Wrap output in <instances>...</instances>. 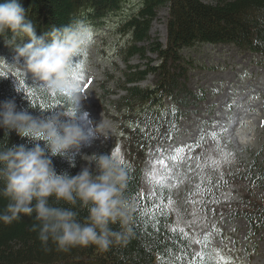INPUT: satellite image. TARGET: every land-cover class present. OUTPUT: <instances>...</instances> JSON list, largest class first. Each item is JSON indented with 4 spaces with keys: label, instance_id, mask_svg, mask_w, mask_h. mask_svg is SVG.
I'll list each match as a JSON object with an SVG mask.
<instances>
[{
    "label": "trees",
    "instance_id": "16d2710c",
    "mask_svg": "<svg viewBox=\"0 0 264 264\" xmlns=\"http://www.w3.org/2000/svg\"><path fill=\"white\" fill-rule=\"evenodd\" d=\"M126 1L19 0L28 18L37 26V36L49 32L54 26H66L73 19L89 18L100 23L109 14L123 9ZM163 7L169 8L170 15L166 44L151 36L152 25ZM125 28L131 42L121 56L127 66L123 72L124 82L117 86L126 95L116 102L119 108L115 109L126 116V145L130 153L135 151L136 158L144 157L147 152L162 154L156 149L165 151L164 147L179 137L180 127L190 108L205 101L204 94L194 93L189 87L188 75L194 68V62L185 51L198 45L230 44L264 58V0H215L210 4L202 0H142L139 11L127 21ZM7 36L11 39V33ZM0 39L5 40L2 36ZM134 58L147 61V64L133 66ZM150 76H154V84L142 88L140 85ZM9 99L15 100L17 110H26L36 117L46 118L63 112L64 107L69 106L68 97L63 94L53 95L22 77L0 75V102ZM137 104L141 105L139 111L135 109ZM222 141L220 136L215 142L205 138L198 150L202 153L198 161L208 165L209 151H220ZM36 143L43 147L45 142L22 138L15 131L6 135L0 128V145L25 144L32 147ZM51 159L58 174L76 175L80 171L75 154L72 160L75 167L67 157ZM121 164L128 176L125 195L135 205L130 224L133 235L126 245H114L106 251L94 245L57 250L51 241L47 245L42 244L38 232L31 230L37 223L34 214L33 217L21 214L22 219L11 224L0 222V264H162L161 258L163 264H191L198 252L204 253L202 264H215L209 242H206L207 247L206 244H194L192 241L196 238L187 230L184 233L170 231L176 220L170 205L153 214L148 203V193L152 188L143 164ZM227 173L229 176L225 179L216 173L208 182L202 181L198 190V213L202 219L198 222L209 223V228L218 230L217 223L223 217L241 218L247 222L250 231L264 235V167L256 166L255 161L247 164L237 157L236 164ZM242 185H246L243 188L246 193L235 204L230 197L239 195L234 189ZM156 192L157 197L151 202L163 200L167 204V193L158 188ZM222 198L228 201L224 202ZM7 203V199L0 197V211ZM57 206L71 207L63 202ZM76 210L83 222L87 210L79 206ZM112 227L119 230V225ZM204 228L199 226V230ZM178 256L182 258L178 260ZM196 264H201L198 258Z\"/></svg>",
    "mask_w": 264,
    "mask_h": 264
},
{
    "label": "rangeland",
    "instance_id": "374dc122",
    "mask_svg": "<svg viewBox=\"0 0 264 264\" xmlns=\"http://www.w3.org/2000/svg\"><path fill=\"white\" fill-rule=\"evenodd\" d=\"M202 1L210 4L215 0ZM141 6L142 0H128L123 9L109 14L100 23L84 19L93 29V43L85 53L84 68L79 73L83 77L81 84L87 96L77 112V122L85 130L88 127L95 128L101 122L102 127L101 135L94 138L90 145L82 146L80 153L75 154L79 169L87 165L82 155L109 154L119 148L123 162L143 164L148 180L153 172L151 162L165 159L168 170L159 174L166 178L163 186L157 188L171 198L170 208L177 218L174 225L187 230L201 241L200 244L209 242L215 264H264V235L250 231L245 220L223 217L217 223L218 230L209 228V223L198 222V219H202L201 213H198V190L203 180L208 182L216 173H220L222 179L227 178V172L236 164L237 157L247 164L255 161L256 166L264 167V58L230 44L198 45L185 51L186 56L194 62V68L190 69L188 75L189 87L194 93L204 94L205 101L190 108V113L180 127L179 137L166 146L162 154L147 152L144 157L136 158L135 151L130 153L126 145V116L115 108H119L116 103L119 98L126 95L119 90L124 82L123 72L127 69L121 56L131 42L125 26ZM169 17V8H161L151 29L152 38L159 39L163 44L167 43ZM27 42L26 39L17 40L21 46ZM14 56V50L0 39V57L12 63ZM79 59L75 57L74 63ZM144 64L147 61L140 58H134L131 62L133 66ZM0 75L17 77L16 73L8 74V70L2 66ZM26 79L34 82L31 74ZM35 84L41 87L39 83ZM153 84L154 76H150L140 86L148 88ZM140 108V104L135 105L138 111ZM238 128L247 131L245 143H241L235 135ZM202 130L223 138L220 151H209L208 165L198 161V156L202 154L198 152V145L202 143ZM181 147L191 159L182 162L167 159ZM245 187L242 185L234 189L241 196L230 197L235 204L246 193L243 190ZM222 201L227 202L228 199L222 198ZM199 226L206 228L199 230ZM215 250H219V255Z\"/></svg>",
    "mask_w": 264,
    "mask_h": 264
},
{
    "label": "clouds",
    "instance_id": "9594fccd",
    "mask_svg": "<svg viewBox=\"0 0 264 264\" xmlns=\"http://www.w3.org/2000/svg\"><path fill=\"white\" fill-rule=\"evenodd\" d=\"M36 27L19 0L0 2V36L15 52L12 63L0 57V66L24 79L31 74L47 92L67 96L69 106L45 118L17 110L14 99L0 102V128L6 135L15 131L22 138L45 142L43 147L39 143L0 145V197L8 201L0 211V222L11 224L22 219L21 214H34L37 223L31 230L38 232L42 244L51 241L61 251L89 245L106 251L126 245L133 235L130 224L135 205L125 195L128 176L120 158L112 152L82 155L87 165L76 175L58 174L51 159L67 157L75 167L74 154L101 135L102 122L85 130L76 116L87 96L77 77L93 43V29L83 19L54 26L40 36ZM24 39L28 42L22 46L17 43ZM75 57L80 59L74 63ZM235 135L241 143L248 139L244 128H238ZM60 202L71 207L57 206ZM77 206L87 210L83 222ZM113 225H119V230Z\"/></svg>",
    "mask_w": 264,
    "mask_h": 264
},
{
    "label": "snow or ice",
    "instance_id": "6c2138e0",
    "mask_svg": "<svg viewBox=\"0 0 264 264\" xmlns=\"http://www.w3.org/2000/svg\"><path fill=\"white\" fill-rule=\"evenodd\" d=\"M78 79H83L82 75L78 74ZM54 95V94H53ZM230 107V106H229ZM225 131H227V129H225ZM205 138L212 140L213 142L217 141V134L216 133H209V132H205L204 130H202V136H201V141H205ZM189 149H191V146H188ZM157 152H162L161 149L157 148L156 149ZM114 156L119 157L121 163H123V159L120 157V149L117 148L116 151L113 153ZM167 159H170L174 162H182L188 159H191V157H187L185 155V149L184 147L178 148L176 150L175 155L169 156ZM152 163V167H153V172L152 174L148 177V181L149 183L152 185V190L148 193V203L149 206L153 209V214L155 213L156 210H160L161 212L166 209L168 207V205H170L172 203L171 198H168V203L164 204L163 200L160 201V203H152V199L157 197V192H156V188L157 187H162L163 186V181L166 177L161 176L159 173L163 170H168V165L166 163L165 159H158L155 162H151ZM213 163H215V161H213ZM170 171V170H169ZM222 176V174H221ZM213 229H215V225H212ZM170 231L172 232H181L184 233V229L180 228L177 229L175 226L170 227ZM192 243L194 244H200L201 241L199 239H194L192 241ZM205 247H207V244L205 245ZM216 254L219 255V250H215ZM182 257H177V259H181ZM197 258L201 261V264L204 260V253L203 252H198L195 254V256L192 258L191 264H196ZM162 260V264H163V258H161ZM220 260H223V257H220Z\"/></svg>",
    "mask_w": 264,
    "mask_h": 264
}]
</instances>
